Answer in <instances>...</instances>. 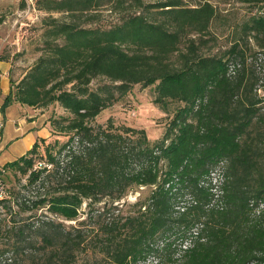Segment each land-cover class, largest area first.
I'll use <instances>...</instances> for the list:
<instances>
[{"label":"trees","instance_id":"trees-1","mask_svg":"<svg viewBox=\"0 0 264 264\" xmlns=\"http://www.w3.org/2000/svg\"><path fill=\"white\" fill-rule=\"evenodd\" d=\"M240 1L264 9V0ZM106 6L121 11L116 24L80 23ZM38 7L65 17L51 19L43 55L1 113L57 102L68 116L51 127L67 139L47 145L45 161L35 164L40 139L4 165L28 176L36 195L18 211L12 198L0 201V264H264V13L211 55L204 38L218 12L207 0ZM95 79L106 82L92 89ZM135 85L155 86L166 112L179 104L158 141L111 120L92 124ZM137 188L149 193L123 202ZM40 209L50 216L17 219Z\"/></svg>","mask_w":264,"mask_h":264},{"label":"rangeland","instance_id":"rangeland-1","mask_svg":"<svg viewBox=\"0 0 264 264\" xmlns=\"http://www.w3.org/2000/svg\"><path fill=\"white\" fill-rule=\"evenodd\" d=\"M40 0H0V61L11 64L10 83L13 82L14 91L17 84L35 66L38 59L44 53L46 30L50 27L51 19H64V14L49 13L40 10L38 7ZM145 4H156L166 0H143ZM185 5L193 6L204 0H182ZM216 7L218 16L214 20L210 34L205 36V48L203 53L220 54L228 49L232 39V29L242 23L249 16L264 13V9H254L252 5L242 3L240 0H207ZM130 1L126 4L128 7ZM121 11H112L106 6L97 12V17L92 19L91 14L83 15L80 23L88 27H110L116 24ZM196 37V36H195ZM184 46H182L183 48ZM106 82L102 79H95L91 84L92 89ZM12 85V83H11ZM155 86L144 88L142 85H135L131 92L113 106L104 110L94 121L93 125H105L111 120L117 127L127 126L136 129H144L151 142L158 141L165 133L167 126L174 115L179 104H170L169 110L164 111L159 105L154 103ZM264 93V92H263ZM1 97V96H0ZM4 100V99H3ZM12 105V104H11ZM12 111V112H11ZM15 117H25L28 121L40 119V125L50 130L47 138H42L44 142H39V154L35 156V164L38 161H45V150L47 145H53L57 141H66V137L55 132L51 127V122L59 117H67L68 113L59 103H52L46 107L32 108L16 103L12 110ZM40 141V139L38 140ZM22 147L13 145L11 147V157L13 159L20 156ZM3 161V155L0 157ZM0 179L3 181L8 191V199L15 201L14 210L18 211V204L22 207H32L36 190L28 186V176L15 173L10 168L0 170ZM21 196L19 201L15 199L16 194ZM149 193L147 188H137L131 192L123 202L134 203L140 196ZM31 213H36L42 218L50 216L46 209L21 214L17 219L27 218ZM53 219H56L53 217ZM67 225L72 222H66Z\"/></svg>","mask_w":264,"mask_h":264},{"label":"crops","instance_id":"crops-1","mask_svg":"<svg viewBox=\"0 0 264 264\" xmlns=\"http://www.w3.org/2000/svg\"><path fill=\"white\" fill-rule=\"evenodd\" d=\"M10 71L11 64L0 61V88L2 93L0 97V157L3 155L4 161L2 162L0 160V170L7 163L13 162L26 155L39 139L47 138L50 132L47 127L44 128L40 125V119L31 122L25 117H15L13 113H10L9 110H12L13 105L19 102H14L10 105L6 110L5 116L2 115L1 106L4 103L3 99H5L13 89L10 83ZM13 145L22 147L20 156L15 159L10 156L11 147Z\"/></svg>","mask_w":264,"mask_h":264},{"label":"built area","instance_id":"built-area-1","mask_svg":"<svg viewBox=\"0 0 264 264\" xmlns=\"http://www.w3.org/2000/svg\"><path fill=\"white\" fill-rule=\"evenodd\" d=\"M48 167L46 162L40 163L39 167ZM8 197V191L5 188L3 181L0 179V201L5 200Z\"/></svg>","mask_w":264,"mask_h":264}]
</instances>
